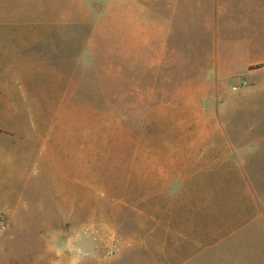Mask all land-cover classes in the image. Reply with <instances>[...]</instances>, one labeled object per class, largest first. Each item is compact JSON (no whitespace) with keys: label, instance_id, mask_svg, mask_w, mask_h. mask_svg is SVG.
Segmentation results:
<instances>
[{"label":"rangeland","instance_id":"1","mask_svg":"<svg viewBox=\"0 0 264 264\" xmlns=\"http://www.w3.org/2000/svg\"><path fill=\"white\" fill-rule=\"evenodd\" d=\"M69 1L0 0V264H264V0Z\"/></svg>","mask_w":264,"mask_h":264},{"label":"crops","instance_id":"2","mask_svg":"<svg viewBox=\"0 0 264 264\" xmlns=\"http://www.w3.org/2000/svg\"><path fill=\"white\" fill-rule=\"evenodd\" d=\"M70 3H92L93 1L92 0H89V1H69Z\"/></svg>","mask_w":264,"mask_h":264},{"label":"built area","instance_id":"3","mask_svg":"<svg viewBox=\"0 0 264 264\" xmlns=\"http://www.w3.org/2000/svg\"><path fill=\"white\" fill-rule=\"evenodd\" d=\"M233 89L236 90V87H234Z\"/></svg>","mask_w":264,"mask_h":264}]
</instances>
